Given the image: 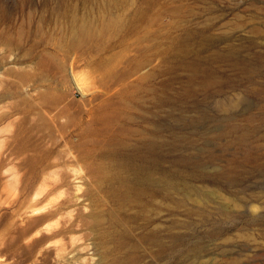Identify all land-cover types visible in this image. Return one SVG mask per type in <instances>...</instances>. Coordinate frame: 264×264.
<instances>
[{"label": "rangeland", "instance_id": "374dc122", "mask_svg": "<svg viewBox=\"0 0 264 264\" xmlns=\"http://www.w3.org/2000/svg\"><path fill=\"white\" fill-rule=\"evenodd\" d=\"M79 25L86 35L73 46ZM4 89L0 264H65L46 253L30 261L23 239L9 245L27 216L22 201L63 172L68 184L88 188L91 160L75 155L99 137L117 145L118 126L167 135L169 153L155 166L178 169L204 196L201 205L190 193L185 204L169 199L175 206L156 223L181 236L169 253H142L137 264H264V0H0ZM122 106L119 123L104 132L95 116L113 119ZM35 111L45 120L38 128ZM107 243L112 253L123 251ZM91 250L85 246L83 264H92Z\"/></svg>", "mask_w": 264, "mask_h": 264}, {"label": "bare ground", "instance_id": "6f19581e", "mask_svg": "<svg viewBox=\"0 0 264 264\" xmlns=\"http://www.w3.org/2000/svg\"><path fill=\"white\" fill-rule=\"evenodd\" d=\"M85 30L83 25L75 26L71 34L73 46L79 45L78 38L81 35L83 39L85 38L86 34L83 35ZM90 33L87 31V34ZM7 95L8 92L5 90L0 94V98ZM32 109L33 107L28 109L29 112ZM123 110V106L119 108L113 119L105 113L95 116V119L103 124V129L102 127L100 129L107 132L110 129L109 123H119L117 118L123 114ZM33 113L35 118L31 113L29 116L34 118L33 126L35 124L38 128L39 120L42 123L44 119L39 112ZM55 123L56 121L49 120L45 125L50 128ZM116 129L119 132L115 130L113 134L119 139L117 145L107 147L103 144L105 138L99 137L101 140L99 141L98 138L96 140L98 142L93 143L92 149L88 153L83 156L75 155V159L91 160L86 169V176L89 179L88 188L82 189L80 183L68 184L69 175L63 172L61 177L43 181L30 199L24 197L22 204H24L27 216L23 219L21 226L11 232L10 246L13 247L16 241L23 239L24 244L21 248L32 252L30 255L33 259L31 258L30 261L39 262L46 253L53 259L60 258L65 261V264L85 263L83 262L86 260L85 246L92 249L90 252L92 264L126 262L137 264L142 253L162 257L170 252L175 245L172 238L178 240L181 235L180 233L171 234L166 223L162 221L156 223L157 216L161 213L165 221L167 213H170L175 206L169 204V199H172L174 203L179 201L185 204L186 194L190 193L197 202H201L204 200L203 193L195 185L185 182L178 169H170L164 165L155 166L158 156L161 157L169 153L168 146H166L169 145L167 135L164 136L154 127H150L146 131L124 126H118ZM123 135H127V138L136 136V140L129 145L124 141ZM17 136L13 137L18 138ZM13 140L15 141V138ZM22 147L19 148L22 149ZM19 148H16L15 145V149ZM57 154L59 155V153ZM70 158H73V155L68 151L65 159L68 161ZM26 160L28 161V159ZM15 174L12 172L11 177L9 176L12 189L11 197L13 198L11 203L15 200L17 191L13 185L16 182ZM178 183L183 185L179 187ZM58 188H62L63 197L51 199L49 194ZM50 220L53 222L48 223ZM12 225L14 226L15 223ZM177 225L183 226L180 222ZM89 235H92V244L86 241L89 239ZM108 239L117 243V248L123 250L121 254L112 253V249L107 243ZM27 259L29 258L27 257Z\"/></svg>", "mask_w": 264, "mask_h": 264}]
</instances>
